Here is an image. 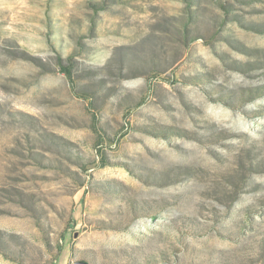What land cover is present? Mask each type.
I'll use <instances>...</instances> for the list:
<instances>
[{
  "label": "rangeland",
  "instance_id": "obj_1",
  "mask_svg": "<svg viewBox=\"0 0 264 264\" xmlns=\"http://www.w3.org/2000/svg\"><path fill=\"white\" fill-rule=\"evenodd\" d=\"M76 261L264 264V0H0V264Z\"/></svg>",
  "mask_w": 264,
  "mask_h": 264
},
{
  "label": "trees",
  "instance_id": "obj_2",
  "mask_svg": "<svg viewBox=\"0 0 264 264\" xmlns=\"http://www.w3.org/2000/svg\"><path fill=\"white\" fill-rule=\"evenodd\" d=\"M102 5H105V2H104ZM102 5L98 4L99 9H103V6H102ZM61 71H62V72L68 77V79H69L70 82L72 83L71 78H70V77H71V74H70V72L68 71V68H67L66 66L62 65V66H61ZM93 163H94V162H87V163H85V164H84V166H85V170H88V169H86V167H87V166H92ZM101 165H103V164L101 163Z\"/></svg>",
  "mask_w": 264,
  "mask_h": 264
},
{
  "label": "water",
  "instance_id": "obj_3",
  "mask_svg": "<svg viewBox=\"0 0 264 264\" xmlns=\"http://www.w3.org/2000/svg\"><path fill=\"white\" fill-rule=\"evenodd\" d=\"M73 264H89V263L85 261H76Z\"/></svg>",
  "mask_w": 264,
  "mask_h": 264
}]
</instances>
